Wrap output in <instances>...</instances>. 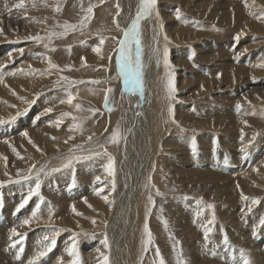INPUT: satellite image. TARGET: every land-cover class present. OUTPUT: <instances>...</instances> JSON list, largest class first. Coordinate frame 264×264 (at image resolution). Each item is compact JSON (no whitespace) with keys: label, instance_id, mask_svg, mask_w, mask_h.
I'll list each match as a JSON object with an SVG mask.
<instances>
[{"label":"rangeland","instance_id":"1","mask_svg":"<svg viewBox=\"0 0 264 264\" xmlns=\"http://www.w3.org/2000/svg\"><path fill=\"white\" fill-rule=\"evenodd\" d=\"M160 2L162 4L158 6L159 10L154 11L159 12V20H156L154 13L143 18V36H139V40H142L147 49L154 32L151 23L160 27L164 47H161V40L158 39L155 53L162 51V64L160 63L157 76H154L151 84L148 83L152 91L147 93L145 104L149 106L151 113L155 109L149 124L152 127L158 125L161 137L165 135L161 138L163 143L159 144L166 152L161 158L156 183L160 195L156 192L151 195L155 201L154 206L150 205L149 196L143 201L141 217L144 220L147 217L153 242L148 246V251L144 252L142 241L147 237L143 229L141 237L138 238L140 244L137 264H141V261L143 263L147 255L151 264H158L159 258L155 256L157 247L165 264H177L178 252L182 253L183 260L189 264L182 236L183 227L189 232V240L197 251L195 253L202 260H216L221 264H243L245 258L253 259L254 252L261 254L263 260L264 226L259 221L264 218V68L257 65L264 63V18L257 19L256 16L264 13V0ZM18 3L19 0H0V28L3 29V34L0 35V65H5L0 68V75L3 76V83H0V119L4 121L0 123V130H5L10 125L15 130L10 137L3 136L0 139V156L7 157L6 164L0 159V227L2 230L5 228L3 233L6 231L5 236L10 237L6 238V247L1 248L6 251L5 260L9 256H20L22 259L32 244L33 248L28 257L30 264L36 252L41 250L42 243H47L43 240L44 236L51 237L55 229L59 233L56 235L55 247L37 264H57L58 257H63L65 262L74 259L66 251L72 246L74 239L81 264H86L82 256L87 255L89 249L98 256L104 253L110 262L117 263L120 255H129L125 247H121L119 251L115 244V228L122 213L113 220L114 211L110 212V203L107 205L99 198L102 189L105 191L112 188L113 179L115 189L122 192L125 184L121 185L116 179L121 175L132 179L137 173L135 171L131 176L122 167L128 163L133 168L136 162L133 148L135 145L141 147L140 142H136L138 136L133 135L131 141L127 142L129 129H133L135 125L131 121L133 126L128 124L129 106L137 105L140 108L136 114L140 117L139 123L143 118L144 104H137L134 94L125 95V77L120 72L118 63V41L123 38V31L129 27L128 23L136 13L140 0H104L103 3L100 0H46V3L37 0L35 6L32 0H25L24 8H17ZM117 3L119 16L116 15ZM57 5L61 9L59 12L55 10ZM90 5L94 6L93 15L85 27L78 28L75 32L69 31L65 36H52L49 39L51 32L63 31L58 25L65 22L79 24ZM244 17L249 19L248 23L244 21ZM238 33L240 37L237 41L235 37ZM37 35L44 39H28ZM101 37L105 38V42L98 55L93 48L99 45ZM45 44L48 45L47 48ZM136 47V44L132 45V62L138 71L141 70L138 64L143 60L138 51H135ZM165 48L170 64L167 69L164 63ZM19 49H23V54ZM204 50L211 52L205 53ZM193 52L195 56L189 59ZM109 56L112 57L111 61ZM46 57L51 58L63 71L49 70ZM82 57L87 59L86 66L81 60ZM76 68L89 69L91 73H74L73 69ZM17 69L23 71L17 72ZM33 69L37 71H31ZM219 71L223 74L216 79ZM256 71L259 72L255 74ZM111 72L114 75L112 79L103 81L104 75ZM167 72L172 73L177 89L172 99L167 95ZM62 77L85 83L69 84ZM95 80L102 83H90ZM109 88L112 91L107 93L106 104L105 95ZM63 90L67 92L64 93ZM69 93L75 97L72 104L61 103V100H67ZM50 96L52 101H46ZM238 102L241 105L239 110L236 108ZM76 103L81 106L79 110L75 107ZM170 106L175 123L173 116L169 114ZM47 108H52V112L44 114ZM63 113L71 115L64 116L63 123L56 127L54 121ZM38 116L39 119H36ZM73 117L77 119L74 121ZM243 121H247V124ZM81 122V129L73 128L75 123ZM49 124H54L60 134H54L55 139H61L64 143L67 139L68 144L66 150L49 156L50 164L43 166L42 162L46 160L45 150L48 151V147L44 149L29 135L25 137L24 144H16L15 138L22 137L23 132L29 133L31 129ZM97 124L103 127L101 136H95L96 131L93 129ZM163 126L165 127L162 128ZM64 127L65 130L62 131ZM117 130L121 135L119 143L114 144L110 142V137ZM69 136L73 139H68ZM90 136L91 141L88 139ZM153 138L154 129L150 128L149 135L139 139L148 145ZM89 144L93 146L87 148L86 145ZM101 144L105 146L107 155L103 154ZM74 146H82L72 153L82 159L74 160L70 168H62L69 156V149ZM13 147L19 156L12 151ZM95 151L102 154L95 155ZM109 156L115 159L114 178L105 170ZM257 157L259 159L254 160ZM141 164L144 165L145 160ZM253 164L263 172L261 175L251 177L248 169ZM33 165L36 167L29 172ZM207 166L217 175H227L222 177L211 171H203L202 168ZM53 168L62 170L52 172ZM37 173L41 185L39 195L33 196L25 208L17 212L16 208L21 200L30 189L35 188ZM24 176H29V179H23ZM97 177L100 178L99 181ZM149 177L152 179L149 180ZM146 180L148 183H145V187L153 184V172L148 173ZM241 191L250 198L259 199L261 204H252L251 200L242 201ZM111 201L115 208L123 205L124 213L125 201L120 200L118 193L114 201L112 198ZM208 204L214 205V208H208ZM218 206L220 211L227 212L224 220H219ZM249 207L251 212L248 211ZM34 211L37 212L36 219H32ZM197 213L202 214L197 216ZM213 214L215 221L209 224ZM26 219L31 220V223L24 225L23 221ZM92 219L96 220V224L92 223ZM205 227L212 229L208 241L204 238ZM13 228L23 234L24 238L13 236ZM36 228L41 229L40 233H30ZM225 233L229 240L227 246L223 244ZM105 234L108 248L101 243ZM29 235L39 237L38 243L34 244ZM176 240L180 243L174 250ZM60 250L61 254L56 256ZM241 250L244 256H241ZM49 255H52L50 259ZM252 259L249 260L250 264H256ZM16 260L12 258L8 264ZM93 260L96 262L93 261L92 264L97 261V264H103L101 256L93 257ZM261 261L260 264H264Z\"/></svg>","mask_w":264,"mask_h":264},{"label":"bare ground","instance_id":"2","mask_svg":"<svg viewBox=\"0 0 264 264\" xmlns=\"http://www.w3.org/2000/svg\"><path fill=\"white\" fill-rule=\"evenodd\" d=\"M161 0H157V5H156V9L155 11L159 10L158 9V6L160 5V3L162 4V2H160ZM139 6V5H138ZM136 13H134V16L131 17V22L128 23L129 24V28H131V23L132 21L135 19L136 17V14H137V11H138V7L136 8ZM154 13V12H153ZM155 14V13H154ZM152 18V17H151ZM155 18V16H154ZM245 18V17H244ZM158 20V19H156ZM254 20V19H253ZM244 21L246 23H248L249 19L248 18H245ZM129 22V21H128ZM141 23H139V25H141V27L139 26V36H143L142 34V27L144 26V24L142 23L143 22V19L142 21H140ZM157 22V21H156ZM148 23V22H147ZM251 23V22H250ZM127 24V25H128ZM131 24V25H130ZM152 27H153V34L150 38V46L146 49V47L144 46L142 40L140 41L139 45H137L135 51H138V53L140 54V57L141 59L143 60L142 63H139L138 65L141 67V70L139 69L138 70V75H139V81H140V85L139 86H136L134 87L133 84L131 82L129 83H125V90L127 92V94L125 95H129V93H131L132 95L134 94L135 95V101L137 100V104L141 105V104H144V108H143V115L140 120V122L138 123V119L140 118L139 116H136V114L138 113L139 111V107H136V106H131L130 104H128V106L130 107L128 112H129V122L128 124H130V126L132 125V123H135V125L132 127L133 129H129V132L127 134V142H130L131 141V137L134 135V136H138L136 142H140L141 144V147L138 148V145H135L133 150L135 149L134 151V157H136V162H135V165H133V168H130L128 163H126L122 168L123 170H125L126 172H128L130 175L133 174L135 171H137L136 175L134 178L130 179V178H125L123 175L120 176V178L116 179L117 182H119L121 185L122 183L125 184V189H123V191L121 192V190L119 189H115V191H111L112 188L110 187V185L108 184V186L110 187L108 190H105V191H100L101 195H100V198L99 200L101 202H105L103 197L104 196H107L108 197V200L111 202L109 204V206L111 207L110 208V212L114 211V219H117L119 217V214L122 213V217H120L119 219V223L116 225V247L119 249V251L121 250V247H125L126 248V252L129 253V255H120L118 257V262L115 263V262H110L109 261V264H137V261L139 259V255L137 253V250H138V245L140 244L138 241H139V237H141L140 235H142V231L144 229V223H145V220L143 217V212H142V205H143V201L147 200L146 198L149 196V195H153L155 192H156V189L154 190V188H157L158 187L156 186V183L158 181V171H159V165L161 163V158H162V155L166 152V149H163L161 148L160 146V142H162V137L165 136L163 135L161 137V130L158 129V125L156 127H152L149 122L152 118V115L155 113L154 110H153V113H151L150 109H149V106H147L145 104V97L147 96V93H150L152 91V88H149L148 87V83L151 84L152 82V79L155 78L157 76V74L159 73L160 71V53H162V51L159 53L156 54L155 53V50H156V42H158V39L161 40V47L163 48L164 46L162 45V39H161V36H160V33H161V29L160 27L156 24V23H151ZM85 27V26H84ZM160 29V30H159ZM158 30V34L155 35L156 31ZM140 38V37H139ZM155 38V39H154ZM159 44V43H158ZM135 47V46H134ZM158 47V46H157ZM161 47H158V48H161ZM203 52L205 53H209L211 51H206L204 50ZM134 54V53H133ZM135 55V54H134ZM106 57V56H105ZM86 59V58H85ZM87 60V59H86ZM75 62V61H74ZM77 62V61H76ZM78 62H80L78 60ZM87 63V62H86ZM162 64V63H161ZM99 65V64H97ZM84 67V66H83ZM82 68V66H81ZM87 68V67H86ZM139 68V67H138ZM74 70V73H84V75H88L90 74V70L89 69H80L78 70L77 68L76 69H73ZM72 71V70H71ZM121 72V71H120ZM259 71H256L255 74H257ZM100 73V72H99ZM115 73V72H114ZM218 74H220V76L223 74L222 71H219ZM113 72L107 74L106 76L104 75L105 79L103 81H108L109 79H112L113 77ZM155 76V77H154ZM103 77V78H104ZM123 77V76H122ZM231 77L233 78L234 75L232 74ZM86 78V77H85ZM101 79V78H100ZM216 79H217V75H216ZM102 80V79H101ZM124 81V79H123ZM248 87V86H247ZM143 88V89H142ZM251 89V88H250ZM64 93H66L67 91L66 90H63ZM121 92V91H120ZM139 92V93H138ZM83 97V96H82ZM130 97V96H129ZM127 97V98H129ZM81 98V97H80ZM86 98V97H85ZM52 97H48L46 101L48 102H51L52 101ZM79 99V98H78ZM130 100V98H129ZM247 100V99H246ZM89 100H87L88 102ZM149 102V101H148ZM77 104V103H76ZM122 104V103H121ZM133 104V103H132ZM148 104V103H147ZM94 112V111H93ZM95 113V112H94ZM127 114V113H126ZM135 115V116H134ZM84 118V117H83ZM87 119V117H86ZM101 121V120H100ZM131 121V122H130ZM127 122V121H126ZM138 123V124H137ZM149 124V126H148ZM126 125V124H125ZM137 125V127H136ZM128 126V125H127ZM130 126H128L130 128ZM126 127V129L128 128ZM136 127V128H135ZM165 126H163L162 128H164ZM150 128H153L154 129V138L152 140H150L149 144L148 145H145L141 142V140L139 138H142V137H147L149 135V131H150ZM102 129L103 127L98 125L93 129L94 131H96V134L95 136H101V132H102ZM126 129H125V133H126ZM136 130V132H132L133 130ZM65 130V127L62 128V131ZM15 130H14V127L12 125H10L7 129H1L0 130V139L3 137V136H8L10 137V135L12 133H14ZM46 134V136H44ZM54 134L56 135H60L59 132L56 131L55 127H54V124H49V125H45V126H42V127H39V128H34V129H31L28 133L29 136H31V138L35 141H37L44 149L48 147V151L45 150V154L44 155V159H46L45 161L42 162V165L45 166V164H50V158L49 156H53L54 154H56L57 152H61L63 150H66L65 148L67 147V144L68 143H64L63 140L61 139H53L54 137ZM7 137V138H8ZM67 137V136H66ZM24 139H25V136H22V137H17L15 138V143L16 144H24ZM67 140V139H66ZM205 140V139H203ZM69 142V141H68ZM137 144V143H135ZM139 144V143H138ZM166 145V144H165ZM55 146V147H54ZM93 144H89V145H86L87 148H90L92 147ZM52 147H54L53 149H51ZM71 147V146H70ZM96 152V151H95ZM259 158L257 157L256 159L254 160H258ZM142 160H145V164L142 165ZM125 162V161H124ZM256 164V163H255ZM248 166H251V165H248ZM148 169V172H146V170ZM254 169H256V166H254V164L248 169V171L250 172V175L251 177H256L258 175H261L263 172H260V170L258 171H254ZM258 169V168H257ZM203 171H211L214 175H217L216 173H214L212 170L209 169V167L207 166V168H202ZM262 170H264V166L262 167ZM261 170V171H262ZM91 172V171H90ZM150 172H153V184H148V186L146 185V187L144 186L145 183L147 182L146 180V176L148 175V173ZM227 174H221L220 175H217V176H226ZM132 176V175H131ZM141 178L140 180L138 179ZM143 177V178H142ZM161 178V176H160ZM152 179V177H151ZM239 180V179H238ZM251 180V179H250ZM262 180V179H261ZM236 181V180H235ZM243 181V179L241 180ZM263 181V180H262ZM244 182V181H243ZM148 183V182H147ZM233 183V182H232ZM235 183V182H234ZM233 183V184H234ZM238 183V182H237ZM253 183V182H252ZM123 184V185H124ZM261 184V183H260ZM101 185V184H100ZM105 185V184H104ZM154 185V187H153ZM235 185V184H234ZM248 185V184H247ZM247 185L245 186V188L247 187ZM98 186V185H97ZM103 186V185H102ZM241 186V185H240ZM105 187V186H104ZM252 187V186H251ZM250 187V188H251ZM254 188V187H253ZM104 189H107V188H104ZM238 189V188H237ZM103 190V189H102ZM243 190V189H242ZM118 193V196H120V200L121 201H125V210H124V213L122 212L123 211V205L121 206L120 204V207H116L114 206V202L112 204V201H111V198L113 199L114 201V198L116 196V194ZM248 193V192H247ZM258 193V192H257ZM60 194H63L62 192H60ZM99 195V194H98ZM122 203V202H121ZM140 204V205H139ZM261 204V203H260ZM108 205V203H107ZM146 207V206H145ZM220 206H218V217L220 218L219 220H224V217L227 216V212H222L220 211ZM236 212V211H234ZM108 214V212H106ZM142 213V215H141ZM4 219V218H3ZM1 220V218H0ZM5 220V219H4ZM3 220V221H4ZM5 223V222H3ZM114 223V221H113ZM112 223V224H113ZM9 226V225H8ZM7 226V227H8ZM6 227V226H5ZM33 227V226H32ZM41 227V226H40ZM232 227H234L232 225ZM38 228V227H37ZM32 229L33 232H30V233H40L41 229L38 230V229ZM9 229V228H8ZM262 229V228H261ZM5 230V228L3 229ZM3 230L2 228L0 227V264H8V263H11L12 261V258L14 259H17L14 263L12 264H17V263H28V257H29V253L32 251V244L30 245L31 248L28 249V251H26V254L24 255V257L21 259L20 256H9L7 257V259L5 260V256H4V252L6 251H3L1 248L2 247H6V238H10V237H6V231L3 233ZM43 230V229H42ZM182 230L184 231H181L183 232L184 234H182L183 238H184V244H185V247H186V252L188 254V263L189 264H221L220 262L216 261V260H202L200 259V257L195 253V249H194V246L193 244L191 243V241L189 240V232L185 230V228L183 227ZM9 231V230H8ZM251 232V231H250ZM8 233V232H7ZM127 234H128V237H127ZM28 235V234H27ZM186 235H187V238H186ZM30 236V239L31 237L33 238L32 239V242H34V244H37L38 243V239L39 237L35 236V235H29ZM12 240V239H11ZM13 241H16V240H13ZM126 241V242H124ZM44 242V241H43ZM40 243V242H39ZM256 244V243H255ZM40 245V244H39ZM260 245V244H259ZM253 246V245H252ZM13 247V246H12ZM29 248V247H28ZM250 248V247H249ZM257 248V246H256ZM95 249V248H94ZM251 249V248H250ZM238 250V249H237ZM257 250V249H256ZM3 251V252H2ZM21 251H25V250H21ZM64 252V251H63ZM197 252V251H196ZM262 252V251H261ZM9 253V252H8ZM17 253V252H16ZM25 253V252H24ZM65 253V252H64ZM96 252L95 251H91L89 249V252L87 253V255H84L82 257L83 258V262L86 263V264H92L93 261V257H99L98 255L95 254ZM256 252H254V254L252 255L253 259L252 260H255V263L256 264H260V261L262 260L261 259V254H259L258 252L255 254ZM21 255H23L21 252H20ZM61 254V250L58 251L56 253V256H59ZM186 254V255H187ZM252 254V252H251ZM7 255V254H5ZM8 255H11V254H8ZM7 255V256H8ZM250 255V254H249ZM55 256V257H56ZM263 256V255H262ZM52 257V255H49V259ZM186 257V256H185ZM251 257V256H250ZM60 258V257H58ZM81 258V257H80ZM242 258V257H241ZM264 258V257H262ZM19 259V260H18ZM96 259V258H95ZM98 259V258H97ZM249 259V260H250ZM251 260V261H252ZM82 261V260H81ZM81 261L80 264H81ZM91 261V263H90ZM101 261V259H100ZM96 262V261H95ZM128 262V263H127ZM240 262V261H239ZM262 263L264 262V259L261 261ZM98 263V261H97ZM96 263V264H97ZM254 263V261H253ZM101 264V263H100ZM142 264H151L150 260H149V257L148 255L146 256L145 260L143 261Z\"/></svg>","mask_w":264,"mask_h":264},{"label":"snow or ice","instance_id":"3","mask_svg":"<svg viewBox=\"0 0 264 264\" xmlns=\"http://www.w3.org/2000/svg\"><path fill=\"white\" fill-rule=\"evenodd\" d=\"M37 0H32V4L33 6L36 5ZM41 3H46V0H40ZM101 3L104 2V0H100ZM156 5H157V0H140L139 6H138V11L136 14L135 19L132 21V25L131 28L129 29H125L123 31V38L120 39L118 41L119 44V48H118V63L120 66V71L121 73L124 75L125 77V83H129L131 82L133 84L134 87L139 86L140 81L138 79V71L136 70V68L133 66V62H132V45L136 44L139 45L140 40H139V22L141 19L146 18L148 16H151L153 14V12L156 9ZM25 6V0H19V3L16 5L17 8H24ZM93 7L92 5H90L87 9H86V15L82 17V19L79 21V24H71L68 22H65L63 25H58L59 27L63 28L62 32H51L49 34V39L52 36H65L69 31L75 32L78 28H83L84 26L87 25V23L92 19V15H93ZM118 11L116 13L117 16H119V4L117 3L116 5ZM57 12H59L61 9L59 7V5L56 6L55 9ZM156 18L159 20V12H155ZM177 17L179 18V10H177ZM257 19H262L264 18V13H261L260 15L256 16ZM115 22V21H114ZM161 28L163 27V24L161 23ZM117 27L119 28V24L117 23ZM3 34V29L0 28V35ZM240 37V33H238L235 37V39L238 41ZM28 39H32V40H36V41H40L43 40L44 37H41L39 35L37 36H33V37H28ZM115 39V38H113ZM167 36H165V40H167ZM105 42V38L101 37L99 40V45H97L96 47L93 48V51L96 52L98 55L101 53V45H103ZM45 47L47 48L48 45L45 44ZM69 47V51L71 50V45L68 46ZM52 51H54L55 49H51ZM19 52L21 54H23V49H19ZM195 56V53L193 52L190 56L189 59H193V57ZM138 58V57H137ZM46 59L48 60V68L49 70L52 69H56L58 71H63V69L60 68L59 65L55 64L52 62L51 58L46 57ZM109 61H111L112 57L109 56L108 57ZM81 60L84 62L85 66H86V59L85 58H81ZM164 63H165V67L166 69L170 67L169 61H168V51L167 48H165L164 50ZM5 67V65H0V68ZM257 67H261L264 68V63H260L257 65ZM29 68L31 69V66H29ZM17 72H22V69H17ZM31 71H37V70H31ZM10 75H15V73H9ZM167 83H166V89H167V95L169 99L174 98V94L176 93L177 89L175 87V81H174V77L172 76L171 72H167ZM220 74H217V79H219ZM61 79H63L64 81H67L69 84H77V83H85V81H72L69 80L68 77H62ZM0 83H3V76L0 75ZM90 83L93 84H100L102 83V81L99 80H95V81H91ZM203 87V86H201ZM112 91V89H107L106 90V95H105V103L107 104L108 102V95L107 93H110ZM74 96L69 93V95L67 96V100H61V103H67V104H72L73 100H74ZM76 109H80V105L76 104L75 105ZM241 107V105L239 104V102L236 105V108L239 110ZM52 112V108H47L44 110V114L50 113ZM169 114L170 116H173V110L171 108V106L169 107ZM71 115V113H63L61 114V117L59 119H57L56 121H54L55 126L59 127L61 123H63V117L64 116H69ZM36 119H39V116L36 117ZM77 118L73 117V120L75 121ZM0 123H4V121L2 119H0ZM173 123H175V119L173 116ZM244 124H247V121H243ZM73 128L75 129H81L82 128V122L81 123H75L73 125ZM107 131V130H106ZM21 135L27 137L28 133L27 132H23L21 133ZM120 133L117 130L116 132H114L112 134V136L110 137V142L111 143H119V138H120ZM242 136H243V132H242ZM53 139H55V137H53ZM68 139H73L72 136H69ZM89 141H91L92 137L90 136ZM31 143V141H29ZM65 143H67V140H65ZM34 147H36L35 145H33ZM77 147H82V146H74L73 149H69V156L67 157L66 161L63 163L62 168H70L73 164L74 160H79L82 159V157L79 156H74L72 155V153L75 151V149ZM193 149L195 148V143L193 142L192 144ZM100 148L103 149V154L107 155V150L105 148V146L103 144L100 145ZM39 150V149H37ZM13 152H16V149L13 147L12 148ZM243 151V150H242ZM95 155H101L102 153L97 151L94 153ZM16 155L19 156V153L16 152ZM247 155V152H245V156ZM22 158V157H21ZM86 158V157H84ZM0 159H3L5 161V164L7 163V157L4 156H0ZM36 166L33 165L32 168L29 169V172L32 171V169H34ZM61 168H53L51 171L52 172H59L61 171ZM108 173V175L112 176L113 178L115 177V159L111 156H109V162L106 165V169H105ZM41 171H43V168H41ZM254 171H258V169H254ZM23 179H29V176H24ZM97 181H99V177L96 178ZM149 180H151V177H149ZM0 186H2V183H0ZM40 181H39V173H37V182L35 184V188L34 189H30L28 194L21 200L20 204L18 205V207L16 208V211L19 212L21 209L25 208V206L29 203V201L32 199L33 196H38L39 195V189H40ZM115 179H113L112 181V191H115ZM154 187V185H153ZM237 188H239V184H237ZM102 191V190H101ZM99 194V193H98ZM156 194L160 195V192L158 189H156ZM240 198L242 201H249L251 200L252 204H259L260 201L257 198H250L246 195H244L243 191L240 192ZM105 203H111L108 200L107 196L103 197ZM149 203L150 205L154 206L155 205V201L153 200L152 196L149 195L148 197ZM85 202H87L85 200ZM41 203H43V200H41ZM89 207H91L89 205ZM208 208L212 209L214 208V205L212 204H208L207 205ZM37 209H39V205H37ZM73 211L75 212V207L73 206ZM243 211V209H242ZM248 211L251 212L252 209L251 207L248 208ZM77 215H81V213H76ZM149 214H150V209H149ZM202 213H197V216L201 215ZM37 218V212H33L32 213V219H36ZM49 220H51V216H49ZM215 221V216L213 214V218L212 220L208 221L209 224L214 223ZM31 223V220L26 219L23 221L24 225H28ZM92 223L96 224V220L92 219ZM165 223V227L167 228V221L164 222ZM105 226H107V222L104 221ZM259 224L261 226H264V218H261L259 221ZM212 231L211 228L209 227H205L204 228V238L206 241L209 240V233ZM12 235L13 236H17L20 239H23V234L18 233L16 231L15 228H13L11 230ZM144 233L146 234L147 239L142 241L143 243V251L147 252L148 251V246L150 244H152L153 242V238H152V233L149 229V225L147 222V217L145 219V223H144ZM58 231L53 229V234L51 235V237L49 236H44L43 240L46 241L47 243H42V247L41 250L37 251L36 254L34 255V257L32 258V261H30V264H37L38 261H40V259L42 257L47 256V254L49 252L52 251V249L55 247L56 244V235H58ZM84 235H87V233H84ZM174 239V238H173ZM18 242V241H17ZM103 244V246L105 248L109 247L108 244V239H107V235L105 234L103 241L101 242ZM180 242L178 240L175 241L173 248L175 250L176 245H178ZM223 244L225 246H227L229 244V240L227 237V234L225 233L223 236ZM15 246V244H14ZM67 254L69 257H73L74 259L69 260L67 262H65L63 260V257H60L57 261V264H79V252L77 251L76 248V241L75 239L73 240L72 246L68 247L66 249ZM97 251L99 252V249H97ZM100 256L102 258L103 264H109V257L107 255H105L104 253H100ZM155 256L159 258L158 260V264H165V260L163 258V256H161L160 250L157 247L156 251H155ZM241 256H244V252L243 250H241ZM142 264V261H141ZM177 264H186V261L183 260L182 258V253H177ZM243 264H250V261L248 259H244L243 260Z\"/></svg>","mask_w":264,"mask_h":264}]
</instances>
